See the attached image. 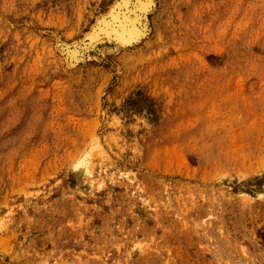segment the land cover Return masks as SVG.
<instances>
[{"label":"rangeland","instance_id":"obj_1","mask_svg":"<svg viewBox=\"0 0 264 264\" xmlns=\"http://www.w3.org/2000/svg\"><path fill=\"white\" fill-rule=\"evenodd\" d=\"M0 264H264V0H0Z\"/></svg>","mask_w":264,"mask_h":264},{"label":"bare ground","instance_id":"obj_2","mask_svg":"<svg viewBox=\"0 0 264 264\" xmlns=\"http://www.w3.org/2000/svg\"><path fill=\"white\" fill-rule=\"evenodd\" d=\"M130 31H132L131 34H137L138 32L134 26H131Z\"/></svg>","mask_w":264,"mask_h":264}]
</instances>
